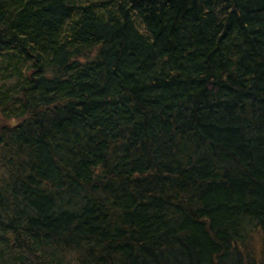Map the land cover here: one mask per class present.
<instances>
[{
  "label": "trees",
  "instance_id": "obj_1",
  "mask_svg": "<svg viewBox=\"0 0 264 264\" xmlns=\"http://www.w3.org/2000/svg\"><path fill=\"white\" fill-rule=\"evenodd\" d=\"M0 264H264V0H0Z\"/></svg>",
  "mask_w": 264,
  "mask_h": 264
},
{
  "label": "rangeland",
  "instance_id": "obj_2",
  "mask_svg": "<svg viewBox=\"0 0 264 264\" xmlns=\"http://www.w3.org/2000/svg\"><path fill=\"white\" fill-rule=\"evenodd\" d=\"M258 245V244H257Z\"/></svg>",
  "mask_w": 264,
  "mask_h": 264
}]
</instances>
